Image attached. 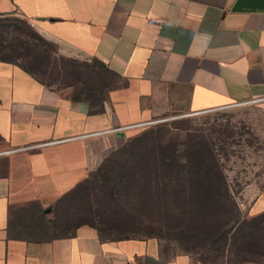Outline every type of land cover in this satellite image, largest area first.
<instances>
[{
    "label": "crops",
    "instance_id": "crops-1",
    "mask_svg": "<svg viewBox=\"0 0 264 264\" xmlns=\"http://www.w3.org/2000/svg\"><path fill=\"white\" fill-rule=\"evenodd\" d=\"M237 2L0 0V17L22 16L59 54L98 60L123 84L95 114L0 61V154L32 147L0 155V264H190L163 260L153 241L104 240L87 225L58 234L53 206L128 127L182 111L264 110V8L234 11ZM249 207L257 216L264 200Z\"/></svg>",
    "mask_w": 264,
    "mask_h": 264
},
{
    "label": "rangeland",
    "instance_id": "rangeland-1",
    "mask_svg": "<svg viewBox=\"0 0 264 264\" xmlns=\"http://www.w3.org/2000/svg\"><path fill=\"white\" fill-rule=\"evenodd\" d=\"M30 27L28 34L43 37ZM50 43L39 47L46 55L40 78L50 89L105 102L123 85L98 60L64 57ZM259 198L264 200V110L230 105L175 112L128 130L53 214L58 234L87 225L105 239L153 241L163 260L264 264V218L255 220L249 207Z\"/></svg>",
    "mask_w": 264,
    "mask_h": 264
},
{
    "label": "trees",
    "instance_id": "trees-1",
    "mask_svg": "<svg viewBox=\"0 0 264 264\" xmlns=\"http://www.w3.org/2000/svg\"><path fill=\"white\" fill-rule=\"evenodd\" d=\"M18 23H21L22 25H19ZM26 28H31L29 22L27 21L23 22L17 20L14 16L0 17V61L20 67L26 73L35 78L39 83L48 87V85L40 78V68L43 66V59L46 55L43 54L39 47H41V43L46 46L51 45V43L46 41L33 30L30 31V34H28L25 31ZM73 100L90 102L92 113L95 114L102 112L104 109V100H99L92 96L85 99L73 97ZM263 218L264 213L256 216L255 220H261ZM57 225L58 222L55 219L53 226L56 228ZM100 236L104 240L111 241L129 239V237L105 239L101 234Z\"/></svg>",
    "mask_w": 264,
    "mask_h": 264
},
{
    "label": "water",
    "instance_id": "water-1",
    "mask_svg": "<svg viewBox=\"0 0 264 264\" xmlns=\"http://www.w3.org/2000/svg\"><path fill=\"white\" fill-rule=\"evenodd\" d=\"M264 8V3L261 0H238L234 11H243L245 9Z\"/></svg>",
    "mask_w": 264,
    "mask_h": 264
},
{
    "label": "built area",
    "instance_id": "built-area-1",
    "mask_svg": "<svg viewBox=\"0 0 264 264\" xmlns=\"http://www.w3.org/2000/svg\"><path fill=\"white\" fill-rule=\"evenodd\" d=\"M148 124H150V123L141 124V125H137V126H131V127L126 128V130H130V129H133V128H136V127H140V126H144V125H148ZM29 149H32V147L25 148V149H20V150H8V151H6L4 153H1L0 155H9V154H12V153H15V152L25 151V150H29Z\"/></svg>",
    "mask_w": 264,
    "mask_h": 264
}]
</instances>
